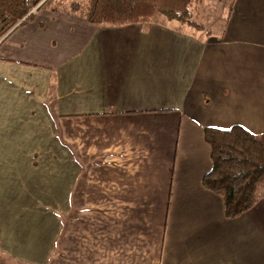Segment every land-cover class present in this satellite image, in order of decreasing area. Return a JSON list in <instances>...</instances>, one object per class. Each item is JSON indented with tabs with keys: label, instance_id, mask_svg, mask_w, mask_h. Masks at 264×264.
<instances>
[{
	"label": "crops",
	"instance_id": "crops-1",
	"mask_svg": "<svg viewBox=\"0 0 264 264\" xmlns=\"http://www.w3.org/2000/svg\"><path fill=\"white\" fill-rule=\"evenodd\" d=\"M234 125L264 133V0L207 38L37 10L0 43V264H264V197L202 184Z\"/></svg>",
	"mask_w": 264,
	"mask_h": 264
},
{
	"label": "trees",
	"instance_id": "trees-1",
	"mask_svg": "<svg viewBox=\"0 0 264 264\" xmlns=\"http://www.w3.org/2000/svg\"><path fill=\"white\" fill-rule=\"evenodd\" d=\"M203 0H79L60 9L57 0H0V43L12 31L30 23L34 10L69 11L96 26H122L141 22L169 25L203 37L221 35L228 22L233 1H229L219 23L205 33L192 18ZM58 4V5H57ZM210 147L211 168L203 176L205 188L221 196L224 214L235 218L264 197V133L253 134L240 125L229 129L204 128Z\"/></svg>",
	"mask_w": 264,
	"mask_h": 264
},
{
	"label": "rangeland",
	"instance_id": "rangeland-1",
	"mask_svg": "<svg viewBox=\"0 0 264 264\" xmlns=\"http://www.w3.org/2000/svg\"><path fill=\"white\" fill-rule=\"evenodd\" d=\"M71 1L74 0H57L58 4L61 3L60 9H67L65 7H67V4ZM79 1L82 3L85 2V0ZM229 1L230 0H203L201 6L198 8V14L192 19L197 24L202 25L203 31L207 33L208 31H211V29L213 30V28L219 23L222 14H224L229 5ZM213 31L218 32L216 30Z\"/></svg>",
	"mask_w": 264,
	"mask_h": 264
},
{
	"label": "built area",
	"instance_id": "built-area-1",
	"mask_svg": "<svg viewBox=\"0 0 264 264\" xmlns=\"http://www.w3.org/2000/svg\"><path fill=\"white\" fill-rule=\"evenodd\" d=\"M34 11H35V10H34ZM34 13H36V11H35Z\"/></svg>",
	"mask_w": 264,
	"mask_h": 264
}]
</instances>
